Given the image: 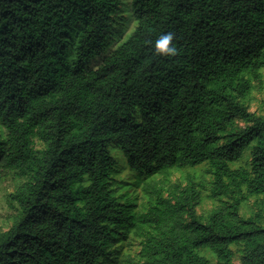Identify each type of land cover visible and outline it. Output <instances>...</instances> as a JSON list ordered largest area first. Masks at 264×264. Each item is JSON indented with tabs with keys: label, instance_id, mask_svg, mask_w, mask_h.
I'll use <instances>...</instances> for the list:
<instances>
[{
	"label": "trees",
	"instance_id": "obj_1",
	"mask_svg": "<svg viewBox=\"0 0 264 264\" xmlns=\"http://www.w3.org/2000/svg\"><path fill=\"white\" fill-rule=\"evenodd\" d=\"M263 70L264 0H0V264H264ZM204 164L207 217L205 182L171 180Z\"/></svg>",
	"mask_w": 264,
	"mask_h": 264
},
{
	"label": "rangeland",
	"instance_id": "obj_2",
	"mask_svg": "<svg viewBox=\"0 0 264 264\" xmlns=\"http://www.w3.org/2000/svg\"><path fill=\"white\" fill-rule=\"evenodd\" d=\"M127 20L128 18L125 19V21H123L121 26L117 28V31L121 30L123 27L126 26ZM126 27H127L126 31L129 32L130 28H128V25ZM115 45H113V47ZM98 60H99L98 58L95 59L91 64L96 65L98 63ZM254 84H255L254 89L252 90L249 96L250 108L252 111H255L259 114H264V70H263L262 82L260 83L254 82ZM109 148L113 156L118 160V164H119L118 165L119 171L116 174V180L126 181L128 183V187L130 191L140 192L141 179L139 177H136L128 169L126 164V159L121 149L115 146L114 144H110ZM250 158H251V153L250 150L248 149L245 152L244 158L239 162L233 164V167L235 168L240 165H245L247 162H249ZM207 168L208 166L204 164L192 169L175 171L171 176L172 181L181 180L186 183L187 176L191 174L195 176L198 181L203 180L205 182L206 189L204 190L203 200L198 208L199 213L204 217H207L209 213L218 205L217 200L209 197L211 176L210 174L206 173ZM18 182H19L18 175L12 171L6 173L0 181V232L8 230L14 221V217L16 215L17 210H16V205L12 200L10 194L15 191ZM142 200H143L142 192H140L138 196V203H141ZM256 201L263 202V199H261V197L257 198L256 196L249 198L243 203L241 208V213L244 216L251 215L257 209L255 205ZM135 240H139V239H135ZM124 249L127 252L136 254L139 251L140 246L138 244V241H133L131 244H126ZM234 249L236 252L235 264H238L241 253L237 250L236 246H234ZM202 254L207 256L211 260V264H217L216 256L212 252H210L209 250H203Z\"/></svg>",
	"mask_w": 264,
	"mask_h": 264
},
{
	"label": "clouds",
	"instance_id": "obj_3",
	"mask_svg": "<svg viewBox=\"0 0 264 264\" xmlns=\"http://www.w3.org/2000/svg\"><path fill=\"white\" fill-rule=\"evenodd\" d=\"M172 38L173 37L171 33L164 35L160 40L157 41V48H161L162 45L166 46L172 40ZM163 51L171 55V54H175L176 48L175 46L164 47Z\"/></svg>",
	"mask_w": 264,
	"mask_h": 264
}]
</instances>
